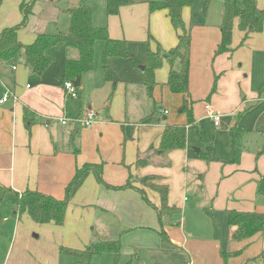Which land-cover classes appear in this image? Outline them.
I'll use <instances>...</instances> for the list:
<instances>
[{
    "label": "crops",
    "instance_id": "0c3cea01",
    "mask_svg": "<svg viewBox=\"0 0 264 264\" xmlns=\"http://www.w3.org/2000/svg\"><path fill=\"white\" fill-rule=\"evenodd\" d=\"M28 1L0 0V32L22 21L19 6ZM165 1L129 0L116 16L106 15V0L105 9L92 8L93 26L106 28L113 40L126 41L131 59H108L107 66L116 79L113 86L104 79L102 60L97 68L95 55L93 71L80 81L79 100L70 98L63 86L66 60L77 59V53L63 45L47 52L52 63L41 75L31 73L22 63L15 70L0 66V97L4 88L16 97L14 102L0 104V193L14 199L11 204L15 220L22 216L29 219L15 211L24 192L62 200L77 168L101 164L103 183L97 182L93 174L86 178L67 205L63 226L39 225L53 229L62 246L84 250L110 242L113 251L108 254L113 264H264V232L250 240L237 241L227 213L234 210L264 216V197L256 195L257 184L264 177V154L256 158L264 147V25L260 33L250 34L237 47L244 33L238 30V20H234L232 51L221 59V55L215 57L214 53L221 39L225 0L219 17L216 15L203 24L194 20L193 6L182 10L185 28L197 24L191 29L189 72L194 122L186 125V116L179 111L182 96L172 94L165 85L169 74L167 63L155 72L157 85L152 99L147 97L144 87L147 49L154 51L157 43L164 50L172 49L180 34L172 26L167 11H149L150 4ZM47 2L45 17L44 13L36 16L39 12H34L33 6L26 26L17 33L19 43L29 45L39 34L62 32L58 24L60 16L64 17L67 29L65 11L81 5L79 0ZM211 3L212 0H206L205 9ZM256 5L264 10V0H256ZM149 36L152 40L147 45ZM243 51L246 58L241 56ZM233 60L237 65L240 63L239 71L224 65ZM256 81L261 84L258 88ZM214 84L215 92L211 94ZM163 99L178 109L177 117L169 120V111L157 107ZM24 108L33 114L30 126L24 121ZM90 112L96 120L84 127L79 120ZM208 112L220 116L218 126ZM63 118L68 119L65 125L60 124ZM166 125L187 126L186 146L158 155L153 150L158 148ZM236 130L243 134L238 163H234ZM247 134L254 135L251 147L245 139ZM202 155L210 161L206 162ZM138 160L147 163L136 167ZM201 165L210 169L205 183L214 210L212 213L211 208H203L210 211L203 213L207 224L194 232L186 229L184 217L173 223L174 218H180L181 211L171 221L159 220L136 190H143L150 203L159 207V195L139 182L157 176L156 184L168 187V205L185 210L191 205L184 197L190 186L194 185L199 194L203 191L194 181L203 178L205 168ZM129 176L136 179L133 189L113 190L104 186H122ZM200 204L206 206L205 202ZM199 223L202 222L198 220L196 226ZM19 226L14 229L17 231ZM36 255L39 263H44V253Z\"/></svg>",
    "mask_w": 264,
    "mask_h": 264
},
{
    "label": "trees",
    "instance_id": "16d2710c",
    "mask_svg": "<svg viewBox=\"0 0 264 264\" xmlns=\"http://www.w3.org/2000/svg\"><path fill=\"white\" fill-rule=\"evenodd\" d=\"M195 0H166L161 4H150L149 11L158 10L167 11L172 26L180 31L177 44L174 48L164 50L157 43L156 49L152 51L147 49L146 62L143 75L145 78L144 87L148 98L152 99L155 81V72L160 69L164 63L169 65V74L165 83L169 91L174 95L182 96V104L179 111L186 116V125L194 122L192 115V106L194 101L189 94V72H190V53H191V29L197 25L191 23L189 28H185L182 21V10L193 6ZM35 0L22 2L19 6L22 14V21L11 28L3 29L0 32V66L6 65L13 67L20 63L28 67L33 74H43L51 65L52 61L47 57V52L58 45L73 50L77 53V59H68L65 62L63 74L65 82H73L77 78L82 80L88 73L94 69L95 48L98 43L103 44L101 54L104 79L113 86L116 79L107 66L110 58L131 59L128 52V43L124 40H113L108 36L106 28H97L92 24L93 10L90 6L80 5L69 8L65 11L67 17L66 32H57L54 34H39L34 42L29 45L18 42L17 33L26 26ZM129 4V0H106V15L116 16L120 8ZM238 20V30L244 33L243 41L252 33H260L264 25V10L256 5V0H225L223 8V17L220 24L221 39L217 46L214 56L231 52L230 44L232 41V31L234 20ZM152 38L149 36L146 44ZM136 63V62H135ZM215 78V83H216ZM215 84L211 94L215 92ZM210 94V96H211ZM75 100L80 99L81 88H75ZM209 100V97L207 98ZM156 109H154V112ZM23 118L25 123L30 126L34 122L33 114L28 108L23 109ZM186 127L166 125L164 127L160 143L154 153L164 155L175 150H182L186 146ZM242 133L236 130V150L234 163H238L242 151ZM150 149H153L151 147ZM264 154V147L257 153L256 158ZM202 158L209 162L208 156ZM146 160L136 161V167L145 166ZM93 174L96 181H102L101 164H84L77 168L70 182L65 187V195L62 200H56L51 196L43 195L37 192L26 191L18 199L15 205V211L19 215L26 214L29 219L38 225H53L61 227L64 224L65 212L68 203L72 200L78 189L86 178ZM135 178L129 176L127 182L119 187H112L107 184L104 186L113 190L133 189L132 184ZM157 176H148L139 180L140 184L159 195L160 206L156 207L147 199L145 192L136 189L143 200L150 204L155 210L159 220L178 216L180 210L168 205V187L158 185ZM135 189V188H134ZM17 195V194H16ZM256 195L264 197V177L260 179L256 188ZM18 197V195H17ZM228 224L235 229V239L237 241L250 240L256 234L264 232V216L257 212L228 211ZM169 221V222H170ZM113 251V244L110 242H101L91 245L84 250L60 247L59 254L76 258L74 264H90L96 256H101ZM130 264V263H128Z\"/></svg>",
    "mask_w": 264,
    "mask_h": 264
},
{
    "label": "rangeland",
    "instance_id": "374dc122",
    "mask_svg": "<svg viewBox=\"0 0 264 264\" xmlns=\"http://www.w3.org/2000/svg\"><path fill=\"white\" fill-rule=\"evenodd\" d=\"M48 0H35L34 3V12L36 10V13L39 12V14H35L36 16L40 17L43 13V17H45L46 10L45 8L48 7ZM81 5H86L90 6L91 8L94 9V7H100V9L103 8L105 9V0L101 1L100 0H79ZM205 1L206 0H195L194 5L192 7V14L194 20H197L199 23H204V21L208 22L211 19L215 18L216 15L219 17V14L221 12V3L222 0H212V3L210 6H208L207 9H205ZM93 5H89L87 3H92ZM98 2L100 4L98 5ZM84 3V4H83ZM80 6V5H79ZM44 11V12H43ZM100 11V10H99ZM58 24L62 29V32H66V26H65V21L64 17L60 16V20L58 21ZM241 41L239 42V45L237 47L242 46L245 41H243V38L240 39ZM97 47L95 48V55H96V66L101 67V50L103 47L102 43H98L96 45ZM75 52V51H74ZM76 53V52H75ZM229 53V52H227ZM224 54V55H223ZM220 54L221 59H226V56L229 55L226 53ZM241 56H244V58L247 57V53L243 51L241 53ZM219 56V55H217ZM223 56V57H222ZM240 63H238L239 65ZM231 68L238 69L237 61L226 62V64ZM264 65V62H263ZM247 66H245L246 69ZM247 73V72H244ZM260 82L256 81V88H258L261 84ZM244 95V93L240 94L241 98ZM250 94H248V97ZM174 104H170L167 100L165 102V99H163V102L160 104H157L158 106H161L163 109L169 111L170 116L168 119L170 120L171 118L177 117V112L178 109L172 107ZM245 139H248L250 141L249 146L251 147L252 145V139L254 138L253 134H247L245 136ZM203 164L202 162H200ZM201 168H205V171L203 174L200 172L199 174H202L203 178L199 180L196 175L194 176L195 182H198V187H202L203 191L202 193H197L196 188L194 185L190 186L189 191L185 194L184 197H186L187 204L189 205L184 211L181 210L182 207H178L181 211L180 218H174L173 223L182 220V217L185 219V224H186V229L191 233L194 232L195 230H199L202 226L207 224V221L204 217L206 210L203 211V208L206 207L211 208V212L213 213L214 206L212 205L211 198L208 196V190L206 188V183L205 179L208 176V172L210 171L209 167L205 165H201ZM195 169V167H191V170ZM204 170V169H203ZM193 182V181H192ZM212 197V196H211ZM14 199L12 197H9L7 194H2L0 193V263L4 264H74L77 259L59 254V248L60 247H67L68 246H62L58 242V236L54 232L53 229H44L43 227L39 225H35L32 222L29 221V219L25 216H22L20 219L15 220V214H13L12 207L13 204L11 202ZM14 202V201H13ZM205 202L206 206H202L200 203ZM210 202V204H209ZM209 204V206L207 205ZM208 206V207H207ZM211 206V207H210ZM194 210H196L194 212ZM207 212L206 214H209ZM199 220L198 226H196L197 221ZM20 225L18 227V230L16 231L14 229L15 225ZM200 226V227H199ZM190 228V229H189ZM205 232V230L203 231ZM51 249L54 251L52 252ZM77 250H82L81 248H73ZM44 253V263H39V259L37 258L38 256L36 253ZM109 256V257H108ZM108 253L103 254L101 256H96L94 257L90 264H113V258L110 257ZM109 258V259H108Z\"/></svg>",
    "mask_w": 264,
    "mask_h": 264
},
{
    "label": "built area",
    "instance_id": "2783aa9c",
    "mask_svg": "<svg viewBox=\"0 0 264 264\" xmlns=\"http://www.w3.org/2000/svg\"><path fill=\"white\" fill-rule=\"evenodd\" d=\"M12 70H15V66L12 67ZM64 89L67 93V95L70 98L75 99L76 95H75V87L73 86V84L71 82H65L64 83ZM16 100V97L12 94V92L6 88H4L1 97H0V104H5L9 101L14 102ZM166 113V112H165ZM208 117L213 121V124L215 126L219 125L220 122V116L218 114H214L212 112H208L207 113ZM68 119H61L60 120V124L61 125H65ZM96 120V117L93 113H89L84 119L79 120V122L82 124V126L84 127H89L91 126Z\"/></svg>",
    "mask_w": 264,
    "mask_h": 264
},
{
    "label": "water",
    "instance_id": "95a60500",
    "mask_svg": "<svg viewBox=\"0 0 264 264\" xmlns=\"http://www.w3.org/2000/svg\"><path fill=\"white\" fill-rule=\"evenodd\" d=\"M72 84H73V86L75 87V88H78L79 86H80V79H76V80H74L73 82H72Z\"/></svg>",
    "mask_w": 264,
    "mask_h": 264
}]
</instances>
